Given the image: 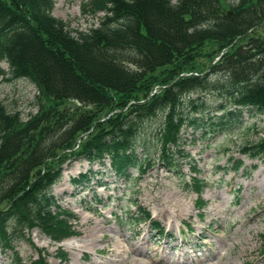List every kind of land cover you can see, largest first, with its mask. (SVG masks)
Here are the masks:
<instances>
[{
    "label": "trees",
    "instance_id": "16d2710c",
    "mask_svg": "<svg viewBox=\"0 0 264 264\" xmlns=\"http://www.w3.org/2000/svg\"><path fill=\"white\" fill-rule=\"evenodd\" d=\"M82 8L102 14L97 25L71 28L52 15L53 0H0V61L8 67L0 68V75L32 83L39 105L37 114L23 121L0 100V252L17 260L14 244L32 229L57 243L78 234L72 224L76 214L51 194L64 162L84 159L105 167L107 159L117 180H130L132 168L140 178L154 163L143 123L160 112L154 152L167 170L182 175V128L201 127L195 113L205 107L203 100H190L188 117L180 107L185 92H217L224 99L218 105L222 118L235 120L244 109L264 115V37L251 34L264 24V0H88ZM245 38L209 73L169 79L143 100L134 96L154 71L190 60L208 41L225 48ZM211 74L219 75L209 81ZM241 151L263 157L264 135ZM242 164L237 160L232 167ZM98 172L90 168L71 181L86 186ZM187 185L201 194L206 181L193 176ZM140 211L133 222L150 218ZM152 225L163 232L158 222ZM56 254L67 263L65 252ZM29 264H46L41 250Z\"/></svg>",
    "mask_w": 264,
    "mask_h": 264
},
{
    "label": "rangeland",
    "instance_id": "374dc122",
    "mask_svg": "<svg viewBox=\"0 0 264 264\" xmlns=\"http://www.w3.org/2000/svg\"><path fill=\"white\" fill-rule=\"evenodd\" d=\"M86 1L53 0L52 15L73 29L95 26L102 14L84 12L82 3ZM251 34L264 37V24L252 29ZM245 42L246 38L238 39L219 48L208 41L190 60L154 71L134 96L143 100L150 91L151 95L165 88L169 79L191 72L209 73L223 53ZM0 68L8 71L4 61H0ZM218 75L211 74L208 80ZM7 76L0 75V100L26 121L38 112L37 90L26 79L6 81L3 77ZM115 97L118 101L120 96ZM190 100H203L205 107L195 113L202 118L201 127L182 128L180 147L185 156L178 158L182 175L167 170L157 159L159 152H154L162 118L158 112L143 123L154 163L140 178L139 171L132 168L130 180H117L107 159L105 167L84 159L64 162L62 176L52 186L51 194L62 208L76 214L72 224L78 234L57 243L32 229L14 244L19 262L11 252H0V264H29L38 258L40 250L46 264H64L56 254L59 249L67 255L66 264H264V156L250 158L241 151L263 137L264 115L244 109L235 120L222 118L218 105L224 99L217 92H185L180 107L188 117L193 111ZM138 152L141 157L140 144ZM237 160L243 164L235 169L232 165ZM90 168L99 172L89 185L71 181ZM193 176L206 181L201 194L187 185ZM141 209L148 211L150 218L133 222L134 216L141 217ZM152 221L159 222L163 232Z\"/></svg>",
    "mask_w": 264,
    "mask_h": 264
}]
</instances>
